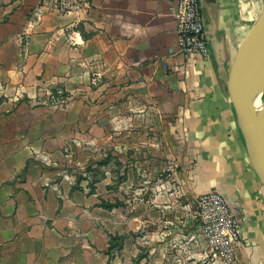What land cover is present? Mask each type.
<instances>
[{"label": "crops", "instance_id": "crops-1", "mask_svg": "<svg viewBox=\"0 0 264 264\" xmlns=\"http://www.w3.org/2000/svg\"><path fill=\"white\" fill-rule=\"evenodd\" d=\"M3 1L0 264H133L141 245L188 236L201 252L197 200L211 189L241 218L244 255L264 262V185L231 100L264 0L201 1L207 59L180 50L175 0L68 13ZM58 89L63 107L48 103Z\"/></svg>", "mask_w": 264, "mask_h": 264}, {"label": "built area", "instance_id": "built-area-1", "mask_svg": "<svg viewBox=\"0 0 264 264\" xmlns=\"http://www.w3.org/2000/svg\"><path fill=\"white\" fill-rule=\"evenodd\" d=\"M202 0H175L173 15L176 21L179 48L186 53L207 59L210 55L207 34L201 6ZM85 0H55L52 9L60 13L89 9ZM40 14V8L36 15ZM75 43L77 38L70 35ZM96 76L94 80H99ZM69 99L64 90L51 93L48 103L54 107H63ZM196 216L198 227L195 237L203 242L207 249L219 253H233L241 245L242 221L228 197L218 189L201 194L197 200Z\"/></svg>", "mask_w": 264, "mask_h": 264}, {"label": "water", "instance_id": "water-1", "mask_svg": "<svg viewBox=\"0 0 264 264\" xmlns=\"http://www.w3.org/2000/svg\"><path fill=\"white\" fill-rule=\"evenodd\" d=\"M231 100L249 160L264 185V6L243 47Z\"/></svg>", "mask_w": 264, "mask_h": 264}, {"label": "rangeland", "instance_id": "rangeland-1", "mask_svg": "<svg viewBox=\"0 0 264 264\" xmlns=\"http://www.w3.org/2000/svg\"><path fill=\"white\" fill-rule=\"evenodd\" d=\"M4 1L0 0V3ZM104 164V163H102ZM104 167V166H100ZM97 171L91 172V178L92 180H95L97 178H100L105 175L104 168H98ZM177 169H168L163 170V175L167 172H175ZM118 174H120V169L117 170ZM115 171V173L117 172ZM94 186V185H93ZM198 227V221L196 220V224L194 229L197 230ZM243 233V231H242ZM147 234V232H146ZM148 235L145 236V240H147ZM189 237V236H188ZM188 237L182 238V242L179 241V243H175L174 245H170L167 249L160 250L159 247L152 249L148 243H145L144 246H140V250L138 251L137 255L135 256L133 260V264H160V263H154L157 260H160L158 256H161V258L164 259V262L162 264H258L257 260H254L252 262V258H247L244 255V252L240 247L242 246L244 242L243 237L241 239V245L238 247V249L233 253H219L217 251H211L210 249L203 248L201 252L198 250H193L191 247H187V242L190 241ZM193 242L196 243V239L192 238ZM122 241V240H121ZM148 241V240H147ZM119 242V241H118ZM120 245V243H118ZM118 246V245H117ZM246 244H244V247ZM189 250V252H188ZM198 253V254H197ZM249 256V255H247ZM261 264H264L262 262Z\"/></svg>", "mask_w": 264, "mask_h": 264}, {"label": "trees", "instance_id": "trees-1", "mask_svg": "<svg viewBox=\"0 0 264 264\" xmlns=\"http://www.w3.org/2000/svg\"><path fill=\"white\" fill-rule=\"evenodd\" d=\"M106 205H107V204H106ZM107 206L111 207L112 205H111V204H108ZM118 239H119V240H121L122 238H121V237H119Z\"/></svg>", "mask_w": 264, "mask_h": 264}]
</instances>
